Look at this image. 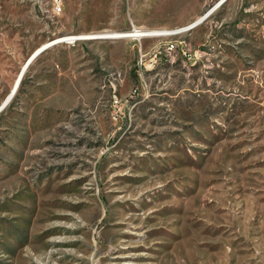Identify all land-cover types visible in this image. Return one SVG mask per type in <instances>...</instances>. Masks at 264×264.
Listing matches in <instances>:
<instances>
[{
	"label": "rangeland",
	"instance_id": "obj_1",
	"mask_svg": "<svg viewBox=\"0 0 264 264\" xmlns=\"http://www.w3.org/2000/svg\"><path fill=\"white\" fill-rule=\"evenodd\" d=\"M218 1L0 0V264H264V0L36 55Z\"/></svg>",
	"mask_w": 264,
	"mask_h": 264
},
{
	"label": "bare ground",
	"instance_id": "obj_2",
	"mask_svg": "<svg viewBox=\"0 0 264 264\" xmlns=\"http://www.w3.org/2000/svg\"><path fill=\"white\" fill-rule=\"evenodd\" d=\"M226 0H219L218 3L215 5V7L207 14H204L202 16H200L198 19H196L193 23H190L185 29L180 28V29H172V30H167V29H135L134 31H124V32H99V33H95L93 35L90 34H77V35H67V36H62V37H58L54 40H52V42H48L46 44H44L37 52L36 55L45 50L46 48L56 45L60 42H73L76 40H80V39H85V38H89V37H98V38H109V39H113V38H123V37H131V36H140V37H145V36H154V35H165V34H175L178 33L179 31L182 30H186L189 27H193L195 25L200 24L202 21H204V19L214 10H216L219 6H221ZM35 55V56H36ZM32 60V59H31ZM27 67V65H26ZM17 84V83H16ZM18 87H16L17 89ZM16 89H13V91L11 92V94L9 95V97L3 102L2 106L0 107V110L3 109L13 98L14 93L16 91Z\"/></svg>",
	"mask_w": 264,
	"mask_h": 264
},
{
	"label": "built area",
	"instance_id": "obj_3",
	"mask_svg": "<svg viewBox=\"0 0 264 264\" xmlns=\"http://www.w3.org/2000/svg\"><path fill=\"white\" fill-rule=\"evenodd\" d=\"M50 7L54 10V13L60 14L64 10V0H49ZM174 44H171L170 47H174Z\"/></svg>",
	"mask_w": 264,
	"mask_h": 264
},
{
	"label": "crops",
	"instance_id": "obj_4",
	"mask_svg": "<svg viewBox=\"0 0 264 264\" xmlns=\"http://www.w3.org/2000/svg\"><path fill=\"white\" fill-rule=\"evenodd\" d=\"M155 36V35H154Z\"/></svg>",
	"mask_w": 264,
	"mask_h": 264
}]
</instances>
